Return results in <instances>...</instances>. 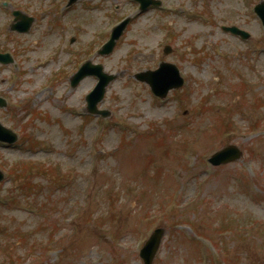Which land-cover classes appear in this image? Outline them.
<instances>
[{"label": "rangeland", "instance_id": "1", "mask_svg": "<svg viewBox=\"0 0 264 264\" xmlns=\"http://www.w3.org/2000/svg\"><path fill=\"white\" fill-rule=\"evenodd\" d=\"M162 1L138 13L132 0H80L72 8L67 0H12L15 7L3 8L0 0V50L15 55L14 64L0 63V95L9 100L0 121L20 135L14 145L0 143V168L15 175L0 185V264H143L140 248L157 227L165 234L153 264H264V28L252 12L260 0ZM13 8L35 17L29 32L6 30ZM126 16L134 18L115 50L99 55ZM222 24L252 36L243 40ZM89 59L118 76L99 104L108 119L85 118L95 77L73 88L69 74L49 80ZM162 60L186 80L165 99L134 77ZM244 84L250 88L240 95ZM125 125L129 135L119 131ZM122 136L134 146L118 163L105 159ZM230 144L243 151L240 159L210 165V155ZM98 153L99 167L89 172ZM158 160L169 165L151 168ZM42 164L51 169L46 177L37 172ZM55 173L70 176L66 188H54ZM128 180L155 197L122 194Z\"/></svg>", "mask_w": 264, "mask_h": 264}, {"label": "water", "instance_id": "2", "mask_svg": "<svg viewBox=\"0 0 264 264\" xmlns=\"http://www.w3.org/2000/svg\"><path fill=\"white\" fill-rule=\"evenodd\" d=\"M142 3V8L146 7L150 3H159L155 0H139ZM258 12L261 16L264 17V5L261 4L257 7ZM19 15V13H17ZM20 16V15H19ZM264 21V20H263ZM32 22L31 18H25L23 17V20L18 21L17 23L13 24V28H16L18 30H28L30 27V23ZM128 20H125L121 25H119L113 33V37L111 41L106 45L105 51H111L114 43L115 38L119 37L121 34L123 28L125 27ZM236 33L242 34L244 37H248L249 34L239 30L236 27H230L228 28ZM167 48L166 50H168ZM0 58L3 61H9L10 59L8 56H0ZM87 74H96L100 78V82L98 86L95 88V90L90 93L87 96V100L89 102L88 109L91 112H100L97 109V103L103 98L104 92H105V86L109 83L110 80H112L115 76L114 75H108L103 72V66L102 65H92L91 62L85 63L80 71L73 77L72 82L73 86L77 85V83L80 81L81 78H83ZM137 77L141 80L148 81L153 90L161 95L165 96L168 89L171 87H178L180 86L183 81L182 78L179 76L178 69L176 66L172 64L163 63L157 71H147L144 73L137 74ZM0 104H3V102L0 100ZM104 115L107 114L105 111H101ZM0 131L5 132L8 131L4 129L0 125ZM0 138H3V136H0ZM10 139H14L15 136L9 137ZM241 152L238 148L234 146H228L224 148L223 150L217 152L213 155L211 158V161L215 164H220L223 162H228L230 160L237 159L240 157ZM2 177V174L0 173V179ZM164 234V229L159 228L154 231L152 236L149 238V240L145 243L144 247L141 250V256L144 259V264H152L154 256L157 252V249L160 245L161 239Z\"/></svg>", "mask_w": 264, "mask_h": 264}, {"label": "bare ground", "instance_id": "3", "mask_svg": "<svg viewBox=\"0 0 264 264\" xmlns=\"http://www.w3.org/2000/svg\"><path fill=\"white\" fill-rule=\"evenodd\" d=\"M44 93H46V94H47V92H46V91H44Z\"/></svg>", "mask_w": 264, "mask_h": 264}]
</instances>
